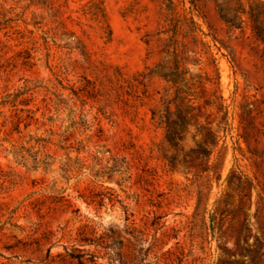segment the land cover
<instances>
[{
    "label": "rangeland",
    "instance_id": "1",
    "mask_svg": "<svg viewBox=\"0 0 264 264\" xmlns=\"http://www.w3.org/2000/svg\"><path fill=\"white\" fill-rule=\"evenodd\" d=\"M0 264H264V0H0Z\"/></svg>",
    "mask_w": 264,
    "mask_h": 264
},
{
    "label": "trees",
    "instance_id": "2",
    "mask_svg": "<svg viewBox=\"0 0 264 264\" xmlns=\"http://www.w3.org/2000/svg\"><path fill=\"white\" fill-rule=\"evenodd\" d=\"M94 16V21L96 22V26L98 29L102 30L101 32L103 34H108L107 32V25L105 24V20L103 17V13L101 9H96V11L92 14ZM107 32V33H106ZM177 72L174 73V75ZM120 76H122V73H119ZM174 83H178L177 80H172ZM178 92L184 91L181 87H177ZM137 91H135L136 93ZM144 94V91L142 92ZM136 99L139 98L140 95H135ZM172 113L169 110V106L165 104L162 109H159L157 111H152L151 112V119L157 126L163 127L166 131H171V130H177L173 129L171 127L172 125V118H171Z\"/></svg>",
    "mask_w": 264,
    "mask_h": 264
}]
</instances>
